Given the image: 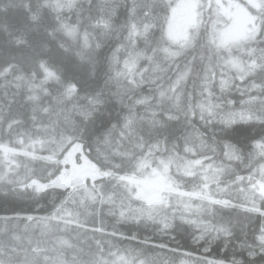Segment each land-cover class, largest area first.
<instances>
[{"label":"snow or ice","instance_id":"1","mask_svg":"<svg viewBox=\"0 0 264 264\" xmlns=\"http://www.w3.org/2000/svg\"><path fill=\"white\" fill-rule=\"evenodd\" d=\"M42 7L75 64L51 43L0 62L25 108L0 102V231L38 234L23 264H241L249 227L264 258V0Z\"/></svg>","mask_w":264,"mask_h":264},{"label":"trees","instance_id":"2","mask_svg":"<svg viewBox=\"0 0 264 264\" xmlns=\"http://www.w3.org/2000/svg\"><path fill=\"white\" fill-rule=\"evenodd\" d=\"M103 2L104 0H78V3L84 6L83 15L85 23H87L89 12L88 5L90 3L93 5L92 11L94 13L95 8ZM43 3L44 0H0V62L14 60L23 66H27L30 56L36 50L41 49L45 43H51V52L47 53V55L52 57L67 56L69 61L73 65L75 64V60L70 54L61 52L56 48L54 42L48 40L45 34L47 29L55 28L56 25L48 10L42 7ZM25 5L30 7L26 8ZM33 15L37 17L35 21L32 19ZM16 38L26 40L31 47L24 44L17 46L15 43ZM75 72L85 76L90 74V70L87 67H78L75 69ZM4 91L5 89L0 88V102L7 105L9 101H14L12 103V112L14 114L25 111V108L21 107L23 103L22 94H18L14 88L9 87L7 89L8 95L5 97ZM2 227L0 225V228ZM17 235L19 239H16ZM37 235L36 233L25 232L23 223L19 227H13L10 224L7 231H0V248L11 252L17 264H23L25 255L33 254L31 249L36 243ZM30 238L31 243H29ZM79 242L85 248L93 243L90 235L87 233L80 235ZM156 242L155 239L149 241L150 244ZM249 243L253 245L256 243L253 239L252 228L249 227L247 236L237 228L229 244L228 251L230 254L234 252L236 260L241 261V264H259V261L264 258L257 256L255 261L251 260L248 256V252L252 250L248 247ZM222 245L223 240L217 241L213 246L212 255L219 254ZM186 250L189 249H180L181 252ZM199 252L203 253V249L200 248Z\"/></svg>","mask_w":264,"mask_h":264}]
</instances>
